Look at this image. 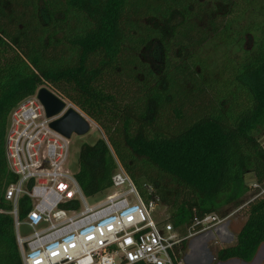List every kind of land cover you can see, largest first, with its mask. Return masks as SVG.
Here are the masks:
<instances>
[{"label":"trees","instance_id":"1","mask_svg":"<svg viewBox=\"0 0 264 264\" xmlns=\"http://www.w3.org/2000/svg\"><path fill=\"white\" fill-rule=\"evenodd\" d=\"M203 46L218 58L202 59ZM44 87L104 133L80 149L85 196L112 188L117 158L182 237L196 219L242 207L254 174L263 193L217 255L254 260L264 244V0H0V264H23L5 198L16 181L8 118ZM30 210L23 198L20 219Z\"/></svg>","mask_w":264,"mask_h":264},{"label":"built area","instance_id":"2","mask_svg":"<svg viewBox=\"0 0 264 264\" xmlns=\"http://www.w3.org/2000/svg\"><path fill=\"white\" fill-rule=\"evenodd\" d=\"M39 91L10 113L6 130V160L16 181L5 198L13 205L9 214L14 217L23 264H183L184 243L225 222L227 218L217 214L206 215L194 222L199 230L193 227L182 237L169 217L156 219L159 198L148 187L152 198L146 205L117 158L108 191L112 193L104 202L90 205L77 173L67 169L71 138L51 125L70 109L90 126L95 123L58 94L66 106L48 118L38 100ZM23 198L29 199L31 210L21 220L19 203ZM22 227L29 228L31 235L22 237Z\"/></svg>","mask_w":264,"mask_h":264},{"label":"rangeland","instance_id":"3","mask_svg":"<svg viewBox=\"0 0 264 264\" xmlns=\"http://www.w3.org/2000/svg\"><path fill=\"white\" fill-rule=\"evenodd\" d=\"M199 55L202 59L209 61V63L216 60L219 56L213 52L211 46H203ZM44 88H47L56 94V92H54L49 87ZM100 139H105L104 133L102 129L95 124L91 125V129L87 135H73L71 137L70 157L68 160L67 169L69 171H72L73 173H77L79 170L78 158L81 147L83 145L93 146ZM259 140L264 147V136H262ZM245 182L250 187V193L243 199V206L240 208H237V206L227 207L222 212L227 219L221 226L229 224L234 238L238 236L246 221L245 209L242 210L243 207H246L250 201H252L256 197L261 196V194L263 193L262 187H256L257 182L254 174L245 176ZM253 186H255L256 188H253ZM110 193H112V191L97 195L94 198H90V205L94 206L104 202ZM157 205L158 207L156 208L155 212L156 219L158 221H161L162 219H166V217H169L167 208L161 202ZM19 232L22 237H27L32 233L31 230L27 227H22ZM199 236L200 238H197ZM204 236H206V238ZM200 239H206V241L204 240L205 242L202 243ZM234 241L225 240V238L222 239L221 236L216 232L209 233V235H197L196 237L186 241L185 248L182 253L183 264H245V262H242L240 260H230L223 263L218 261L217 259L219 251L235 245L236 242L234 243ZM263 254L264 244L260 247L254 260L251 263L246 264H264Z\"/></svg>","mask_w":264,"mask_h":264},{"label":"water","instance_id":"4","mask_svg":"<svg viewBox=\"0 0 264 264\" xmlns=\"http://www.w3.org/2000/svg\"><path fill=\"white\" fill-rule=\"evenodd\" d=\"M38 100L44 107L48 118L58 115L66 106L55 93L47 88L39 91ZM51 127L68 139L73 135L85 136L91 129L86 119L74 109H70L61 119L52 123Z\"/></svg>","mask_w":264,"mask_h":264},{"label":"crops","instance_id":"5","mask_svg":"<svg viewBox=\"0 0 264 264\" xmlns=\"http://www.w3.org/2000/svg\"><path fill=\"white\" fill-rule=\"evenodd\" d=\"M257 182V181H256ZM213 232H216L217 234H219L220 236H221V238L222 239H224L225 238V240H229V241H234V243L236 242V240H237V237L236 238H234V235L232 234V232H231V229H230V227H229V224L228 225H223V226H221V227H219V229L217 228V229H212V230H210L209 232H207V233H204V235H209V233H213ZM200 235H203V234H200ZM205 238H206V236H204ZM197 238H200V236L199 237H197ZM199 240V239H198ZM201 240V239H200ZM206 241V239H203V240H201V242L202 243H204L205 241ZM264 255V254H263ZM246 264V263H245Z\"/></svg>","mask_w":264,"mask_h":264}]
</instances>
